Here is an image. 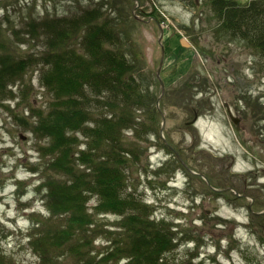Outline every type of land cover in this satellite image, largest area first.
<instances>
[{"label":"rangeland","instance_id":"374dc122","mask_svg":"<svg viewBox=\"0 0 264 264\" xmlns=\"http://www.w3.org/2000/svg\"><path fill=\"white\" fill-rule=\"evenodd\" d=\"M136 6L142 20L134 16ZM101 7L105 16L118 18L132 28L141 73L157 97L150 111L158 120L143 118V131L154 133L142 138L141 160L127 168L124 194H134L149 206L151 218L165 220L172 227L176 246L166 255L168 264H264V228L259 222L253 225L249 221L252 216L244 205L251 202H233L229 197L206 201L200 179L189 177L181 167L174 168L175 158L181 156L184 167L205 172L217 182L247 181L264 192V56L242 41L216 32L219 20L209 0H0V23L10 36L0 33V62L27 64L23 78L4 89L0 98V250L8 255L5 261L39 262L30 246L36 229L32 213L49 215L42 189L47 191L45 186L56 184L59 178L49 174L48 157L41 146L49 144L45 137L53 120L59 121L60 132L56 133L63 139L68 130L69 119L60 114L67 95L60 96L59 89L50 90L44 82L54 66L46 58L50 48L43 37L32 39L35 36L29 34L33 30L29 24L49 18L56 35L72 16ZM160 24L166 34L162 44ZM13 26L20 30L23 42L13 37ZM40 29L45 30L44 26ZM71 38L57 46L70 47L60 53L51 48V56L76 49L84 53L82 40ZM162 47L165 57L160 75L164 85L170 86L169 93L157 75ZM189 79L195 87L205 85L202 91L193 87V96L197 94L186 104L188 100L183 97L190 93L185 88ZM0 82L3 86L8 81ZM97 102L96 97L90 99L92 110ZM78 135L81 139L73 143H88L83 134ZM127 137L136 140L131 132ZM166 167L168 172H162ZM97 204V195H91V212ZM195 205L196 213L192 210ZM208 210L212 215L214 210L218 213L209 217ZM119 221L116 214L96 217L97 249L107 244L108 231L118 233ZM72 261L70 257L68 264Z\"/></svg>","mask_w":264,"mask_h":264},{"label":"trees","instance_id":"16d2710c","mask_svg":"<svg viewBox=\"0 0 264 264\" xmlns=\"http://www.w3.org/2000/svg\"><path fill=\"white\" fill-rule=\"evenodd\" d=\"M209 4L219 20L218 34L242 41L264 56V0L245 3L209 0ZM102 9H87L72 16L63 31L56 35L49 18L29 24L33 28L29 34L35 36L32 39L43 37L50 48L46 58L55 67L48 71L50 78L44 77V82L50 90L59 89L60 96L67 95L60 114L69 119L66 121L67 138L58 135L59 121L53 120L52 125L47 126L51 131L45 137L50 140L49 144L41 146L48 157L49 174L59 178L56 184L45 186L47 191L42 189L44 186L40 187L45 191L49 215L32 213L36 229L30 238V246L39 258L36 264H68L70 257L74 259L73 264H121L123 260H128L127 264H168L166 255L176 246L172 227L165 220L151 218L149 206L134 194H124L128 184L127 168L141 160L142 138L154 133L143 131L146 125L143 118L158 120L150 111L154 110L157 97L141 73L132 28L118 18L105 16ZM41 26L45 30L42 31ZM3 30L0 23V33L6 35ZM13 37L24 41L16 26H13ZM70 38L82 40L84 53H78L76 49L66 55L51 56L53 50L60 53L70 47L65 44L57 47ZM74 41L69 43L74 44ZM6 58L11 62L10 55ZM26 72V62L13 66L0 62V81H8L3 86L0 82V98L6 92L4 89L22 79ZM192 81L185 82V88L190 90L183 97L188 100L186 104H190L197 94L194 92L193 96L191 91L195 87ZM204 85L195 88L202 91ZM165 89L168 93L171 91L167 84ZM92 97L98 101L95 110L89 105ZM68 99L71 100L69 103ZM161 107H165V101ZM130 132L136 140H129L127 134ZM77 133L83 134L88 143H73L81 139ZM175 161L174 168L185 170L178 158ZM162 172L167 173L168 167ZM93 194L97 195L98 204L91 212L88 203ZM99 214L120 217L118 233L108 231L107 244L102 249L95 247ZM6 256L0 250V264H11L9 259L5 261Z\"/></svg>","mask_w":264,"mask_h":264},{"label":"flooded vegetation","instance_id":"af4514ba","mask_svg":"<svg viewBox=\"0 0 264 264\" xmlns=\"http://www.w3.org/2000/svg\"><path fill=\"white\" fill-rule=\"evenodd\" d=\"M229 110L230 109H228V111ZM184 168L186 172H188L189 177L198 178L203 183L204 191H205L204 200L210 202L212 200H221V199H225L226 197H229V200L233 202H248L249 201L251 203L244 204L246 206L247 212L249 213V215L252 216L249 218V221L253 223V225L259 222V224H261V227L264 228V207L263 205L260 206L261 201L264 202L263 189H258L253 184L249 185V182L247 181H245L244 183L217 182L215 181L213 176H209L205 172H202L199 170L195 171L189 167L188 168L184 167ZM235 175L236 174H234V176ZM240 184H241V187H240ZM197 209H198V206L195 205L192 210L196 213ZM213 212L214 214L212 215L211 211L208 210V213L210 214L209 217H212V216L215 217L216 214L218 213L217 210H214Z\"/></svg>","mask_w":264,"mask_h":264},{"label":"water","instance_id":"95a60500","mask_svg":"<svg viewBox=\"0 0 264 264\" xmlns=\"http://www.w3.org/2000/svg\"><path fill=\"white\" fill-rule=\"evenodd\" d=\"M138 7L139 6H136L135 8H134V16H135V18H137V19H139V20H142L137 14H136V12L135 11H137V9H138ZM152 20V19H151ZM160 26V32H161V35H160V39H159V41H160V43L162 44V40L164 39V29L161 27V24L159 25ZM164 57H165V49H164V47H162V58H161V62H160V66H159V70H158V73H157V75H158V78L161 80V83H162V86H163V89L165 90V85H164V83H163V80H162V78H161V70H162V68H163V64H164ZM160 107V102H159V104H158V108ZM231 110H229V112H230ZM230 115H231V117H232V119H233V115H232V113L230 112ZM178 158H179V160H181V162L182 163H184V160L181 158V156H178Z\"/></svg>","mask_w":264,"mask_h":264},{"label":"clouds","instance_id":"9594fccd","mask_svg":"<svg viewBox=\"0 0 264 264\" xmlns=\"http://www.w3.org/2000/svg\"><path fill=\"white\" fill-rule=\"evenodd\" d=\"M178 158V157H177Z\"/></svg>","mask_w":264,"mask_h":264}]
</instances>
